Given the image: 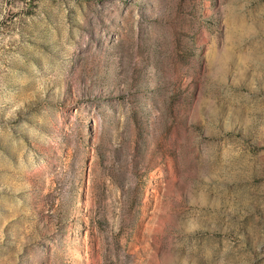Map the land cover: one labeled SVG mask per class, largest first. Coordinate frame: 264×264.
Segmentation results:
<instances>
[{
  "label": "rangeland",
  "instance_id": "1",
  "mask_svg": "<svg viewBox=\"0 0 264 264\" xmlns=\"http://www.w3.org/2000/svg\"><path fill=\"white\" fill-rule=\"evenodd\" d=\"M0 264H264V0H0Z\"/></svg>",
  "mask_w": 264,
  "mask_h": 264
}]
</instances>
